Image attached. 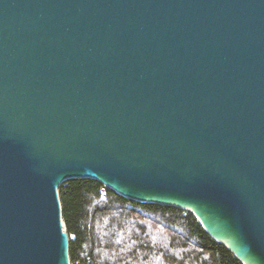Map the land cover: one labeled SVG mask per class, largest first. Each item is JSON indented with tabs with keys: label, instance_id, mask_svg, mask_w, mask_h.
Wrapping results in <instances>:
<instances>
[{
	"label": "water",
	"instance_id": "95a60500",
	"mask_svg": "<svg viewBox=\"0 0 264 264\" xmlns=\"http://www.w3.org/2000/svg\"><path fill=\"white\" fill-rule=\"evenodd\" d=\"M69 179L264 264V0H0V264H71Z\"/></svg>",
	"mask_w": 264,
	"mask_h": 264
},
{
	"label": "trees",
	"instance_id": "16d2710c",
	"mask_svg": "<svg viewBox=\"0 0 264 264\" xmlns=\"http://www.w3.org/2000/svg\"><path fill=\"white\" fill-rule=\"evenodd\" d=\"M59 196L73 264H242L189 210L133 201L93 179L66 180Z\"/></svg>",
	"mask_w": 264,
	"mask_h": 264
},
{
	"label": "built area",
	"instance_id": "2783aa9c",
	"mask_svg": "<svg viewBox=\"0 0 264 264\" xmlns=\"http://www.w3.org/2000/svg\"><path fill=\"white\" fill-rule=\"evenodd\" d=\"M102 190H103V188H102ZM71 264H73V263H71Z\"/></svg>",
	"mask_w": 264,
	"mask_h": 264
}]
</instances>
